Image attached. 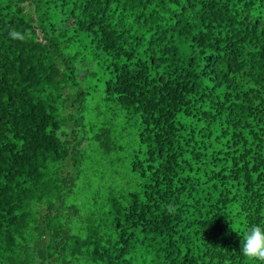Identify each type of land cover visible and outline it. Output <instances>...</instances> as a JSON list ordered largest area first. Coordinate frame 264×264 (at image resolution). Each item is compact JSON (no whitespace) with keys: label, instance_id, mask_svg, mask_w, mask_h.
Returning <instances> with one entry per match:
<instances>
[{"label":"trees","instance_id":"16d2710c","mask_svg":"<svg viewBox=\"0 0 264 264\" xmlns=\"http://www.w3.org/2000/svg\"><path fill=\"white\" fill-rule=\"evenodd\" d=\"M231 224H264V0H0V264H261Z\"/></svg>","mask_w":264,"mask_h":264},{"label":"clouds","instance_id":"9594fccd","mask_svg":"<svg viewBox=\"0 0 264 264\" xmlns=\"http://www.w3.org/2000/svg\"><path fill=\"white\" fill-rule=\"evenodd\" d=\"M12 35L15 36L17 34L12 33ZM168 210L169 212H174V208L171 205H169ZM232 229L237 232L233 226ZM239 234L242 235L240 241L241 254L250 260H257L260 261L261 264H264V224L252 225L243 233Z\"/></svg>","mask_w":264,"mask_h":264}]
</instances>
